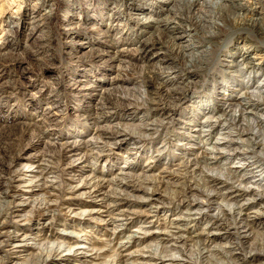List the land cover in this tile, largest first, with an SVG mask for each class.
Returning a JSON list of instances; mask_svg holds the SVG:
<instances>
[{
  "label": "clouds",
  "instance_id": "1",
  "mask_svg": "<svg viewBox=\"0 0 264 264\" xmlns=\"http://www.w3.org/2000/svg\"><path fill=\"white\" fill-rule=\"evenodd\" d=\"M0 264H264V0H0Z\"/></svg>",
  "mask_w": 264,
  "mask_h": 264
}]
</instances>
